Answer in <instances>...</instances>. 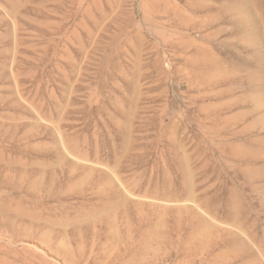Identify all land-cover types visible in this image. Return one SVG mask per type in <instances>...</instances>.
Returning <instances> with one entry per match:
<instances>
[{
  "label": "rangeland",
  "instance_id": "374dc122",
  "mask_svg": "<svg viewBox=\"0 0 264 264\" xmlns=\"http://www.w3.org/2000/svg\"><path fill=\"white\" fill-rule=\"evenodd\" d=\"M189 1L199 4L195 13ZM242 2L0 0V197L10 201L0 199V264H208L213 258L211 249L195 260L123 250L137 247V238L129 242L118 232L120 222L112 226L85 205L99 186L107 189V177L131 206H156L162 215L197 211L221 230L216 256L264 264L223 211L215 217L198 200L158 199L148 193L153 184L145 186L185 178L221 197L235 193L248 206L245 225L253 222L262 238L264 158L246 155L259 152L264 139V105H258L264 90H244L242 62L251 59L241 57L264 51V40L249 45L253 20H244L250 13L259 22L264 0L255 12ZM207 46L224 74L204 88L186 61ZM18 200L26 211L36 207L37 218L17 213ZM129 208L120 212L115 202L112 211L120 217Z\"/></svg>",
  "mask_w": 264,
  "mask_h": 264
},
{
  "label": "bare ground",
  "instance_id": "6f19581e",
  "mask_svg": "<svg viewBox=\"0 0 264 264\" xmlns=\"http://www.w3.org/2000/svg\"><path fill=\"white\" fill-rule=\"evenodd\" d=\"M241 1H243L242 2L243 6L244 7L246 6L250 10V12H255L256 9L260 10L257 7V5L261 4L258 2L261 0H241ZM188 6L193 13H195L199 9V4L198 3L195 4V2L193 1L191 2L189 1ZM229 8H231L230 5L228 6V9ZM237 10L238 7L236 8V11ZM208 15L206 16L208 17ZM179 16H177V18ZM185 18L187 19V17ZM254 18H255L254 16L253 19L251 18L250 13L247 14L246 17H244L245 21L253 20V22L249 23V24H253L252 26L253 28H251V30H247L246 33V37L249 38V43H250L249 45L253 44V46L255 43L256 45L257 43L263 44L262 42L264 40L263 39L264 36H262L261 33L259 32L260 29L259 22L264 23V8L263 10H261L259 22L256 18H255L256 20ZM240 19L241 18H238L239 22ZM212 21L214 22V20ZM185 25H189V24H185ZM261 28L264 34V25ZM250 31H252L253 33H250ZM208 47L209 46H207V48L199 49L197 52L194 53L193 56H191L189 60L186 61L187 66L193 68V74L196 77L195 80H198L204 86V88H207L209 85H212L214 83L213 81L216 80L217 76L219 77L221 76V74H224V70H223L224 63L214 53H212V51L209 50ZM234 55L233 57H235ZM241 58L251 59L249 63H244L246 61L243 62L241 61L244 64L241 70L244 73L243 75L246 84L244 90L246 92L251 91L250 93H256L258 91L264 90V51L262 52V54L256 51L252 54V56H244ZM227 65L230 64L227 63ZM235 66L237 65L235 64ZM231 67H233V64ZM238 70H240V68ZM230 72L232 73V71ZM258 102L260 103L258 104L260 107L264 105V95L260 96ZM84 145H85L84 151L85 153H88L90 150V146L87 143H84ZM258 146H259V152L247 151L246 156H249L257 161L263 160L262 157L264 158V139H260V142H258ZM75 150H78V148H76ZM61 155L62 153H58V157L60 159L62 158ZM171 181L172 180L170 179L169 180L163 179L162 181L151 180L145 186L146 188H148L153 184L150 190L148 191V193L158 199H164L167 201H180L183 198H188V199L191 198L193 200H198L199 206L204 207V209H206L207 212L209 211L208 213L212 214L215 217L219 216V213L223 211V215H222L223 220L230 222L242 233V235L244 234L245 236H247L250 242L253 243L256 249L261 253V255L264 256V243H263L264 230L263 229L261 230L263 232L262 233L263 236L262 238H259L253 233V226H254L253 222L249 226L245 225L244 219L241 216L243 215V213L247 214L248 206L246 207L245 204H242L239 197L235 193H232L230 197L225 198V197H221L218 191L212 192L208 188L207 190L206 189L201 190L202 185H204L203 182L201 185L198 183L190 184L189 179L183 178L181 179L180 182L177 183V185H174ZM102 186H99L100 187L99 191L92 193L93 197L90 199V201H88L90 203H86L85 205L90 211L102 213V215L100 216L102 217L101 220H104V222L106 221L112 226L120 222L123 225V230L121 231L119 229L118 232L119 234L121 233L124 237H126L129 240V242H131V240L134 237L137 238L138 240L137 247H133L130 243V245H126L125 249L123 250L130 252L133 251L134 248H136L135 251L138 254L141 255L153 254L156 256L163 255L169 253L168 251H171L182 256L183 258L195 257L194 258L195 260L197 259V257L204 255L207 251L211 249L212 251L209 253L211 256H213V258H211L208 264H232L234 260H237V256L234 255L232 256V258H230L229 256L223 258L220 256H216L214 254L215 249H217L220 245L221 239L218 240L219 239L218 235L221 233V230L213 226L205 217H203L201 214H199L197 211L193 210L192 208L191 209L186 208L181 210L180 212H178L177 216L171 215V213H174L173 211H167L162 215L158 213L156 206L147 207L136 202H133V206L129 205V200L123 197L121 191L116 189V187L113 185V183L109 180L108 177L105 183L107 189L103 190ZM260 189H262L264 195V185L261 184ZM198 190H200V192L199 194H196ZM0 199L5 200V197L3 198L2 196L0 197ZM5 201L10 202L9 200H5ZM115 202H119L121 206L120 212L126 210L130 206L129 210L131 211V214L128 211H125L123 214H121L120 217H117L116 214L114 215L112 211V206ZM27 204L30 205L29 203ZM237 204H241L242 207L236 206ZM262 205H264V200L262 201ZM3 206H5V204L0 203V210L3 208ZM15 206L17 208L16 212L25 214L29 220L37 218L36 207L35 210L29 208V210L26 211V209H22V207L25 206V203H22L21 200L16 201ZM5 214L6 213H4V215ZM21 214H18V216H20ZM163 217H164V221L162 223L161 218ZM133 219L136 221L137 229L133 228L134 227L132 222ZM257 219H259V217H257ZM158 221H160V224L158 223ZM225 233L231 237L233 243L242 244V245L244 244L245 241L239 234H237V236L234 237L233 234L231 233H227V232ZM250 254L252 259L255 260L256 259L255 253L251 252Z\"/></svg>",
  "mask_w": 264,
  "mask_h": 264
}]
</instances>
